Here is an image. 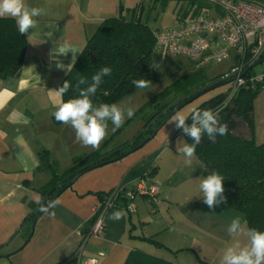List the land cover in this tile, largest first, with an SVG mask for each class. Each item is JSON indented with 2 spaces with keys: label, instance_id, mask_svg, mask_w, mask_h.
<instances>
[{
  "label": "crops",
  "instance_id": "0c3cea01",
  "mask_svg": "<svg viewBox=\"0 0 264 264\" xmlns=\"http://www.w3.org/2000/svg\"><path fill=\"white\" fill-rule=\"evenodd\" d=\"M26 3L43 10L37 18V31L41 35L30 36L32 30L24 34L27 47L19 74L0 79V264H81L80 260L87 258H95L97 264H124L135 248L174 264H220L224 249L233 241L227 232L231 220L237 216L242 222L246 219L223 202L215 208L203 203L199 189L203 166L196 156L190 166L185 163L184 154L177 149L188 141L174 124L168 123L170 118L139 148L79 176L52 201H59L55 207L49 205L38 216L29 236L32 205L37 206L41 200L38 189L51 180V174L39 168V152L45 150L62 173L73 165L74 158L98 150L103 144L98 149L81 151L68 148L79 143L75 132L70 126L55 122L52 113L62 101L55 91L68 72L72 54L53 58L52 49L68 42L81 51L98 24L109 18L112 1L26 0ZM215 14L210 10V16ZM48 33H52L51 38H41ZM57 61L66 67L57 68ZM261 103L264 104V90L254 100L253 121L257 111L260 119L254 122L256 142L264 141ZM183 112L188 114V110ZM25 117L30 121L27 125L21 122ZM128 120L115 130L109 121L111 132L120 135L128 129ZM140 130L136 125L128 136L133 138ZM17 136L26 141L23 149L15 142ZM125 142L126 137L116 139L110 148L108 145L100 148L101 153L114 154L123 149L119 147ZM24 153L34 154L37 159L34 167L30 160L27 162V171L21 162ZM63 154L67 158L62 169ZM141 178L158 186L161 205L157 211L151 213L145 198L139 195L134 198L135 210L129 211L127 200L121 195L105 212L103 235L84 238L81 228L101 202L99 193L131 189ZM116 210H124L126 216L119 221L109 219Z\"/></svg>",
  "mask_w": 264,
  "mask_h": 264
},
{
  "label": "trees",
  "instance_id": "16d2710c",
  "mask_svg": "<svg viewBox=\"0 0 264 264\" xmlns=\"http://www.w3.org/2000/svg\"><path fill=\"white\" fill-rule=\"evenodd\" d=\"M203 7L206 5L190 0L189 18ZM142 15L143 5L139 4L132 9L128 19L119 13L118 16L106 18L98 24L94 33L83 45L75 65L70 67L58 86L59 90L65 81H69L72 85V88L61 97L62 101L79 95L76 84L81 76L91 83V77L103 66H110L112 73L103 78L97 93L92 97L95 104L118 103L124 97L131 95L139 89L133 85V80L144 78L152 83L157 80L152 57L154 54L152 32L157 28L149 27L142 20ZM26 47L27 38L19 33L15 20L10 17L0 18V79L19 74ZM191 63L193 65L192 61ZM192 68V71L175 79L172 84L151 97L139 108L133 117L144 113L147 109L151 113L143 117V126L138 135L133 140L120 145L119 148H123L122 150L110 155L103 154L100 148L106 145L104 142L98 150L74 158L73 165L61 174L58 173L55 162L49 158L47 152L41 150L39 168L47 170L51 174V180L38 189L41 200L37 206L32 205L34 212L30 218L31 223L35 216L42 213L43 208L50 205L59 190L62 192L66 189L63 188L68 182L73 183L74 178L77 179L91 169L124 156L126 152L132 151L142 142L146 143V139L155 135L153 133L159 129L171 111L188 100L190 96L205 89L207 83L217 80L214 84H218L230 79V77L224 78V74L208 80L202 73V67L195 69L192 66ZM87 86L85 84L80 87L86 88ZM213 90H206L204 93L206 96L195 107L211 109L218 113L219 121L227 123L229 131L225 136H217L215 143L210 142L205 136L197 145L196 157L203 166L204 177L213 170L224 177L226 200L223 203L241 212L248 228L264 230V141H255L253 121L254 100L264 90V79L257 83L240 86L232 95H229L228 89L208 95ZM188 93L190 94L187 97L163 112L169 104ZM133 117L128 121L130 122ZM188 123H191L190 119ZM177 131L183 133L182 130ZM183 135L189 144L193 143L188 136L184 133ZM69 175L71 176L61 185L55 187L59 181ZM125 190L121 188L120 191L115 192L114 202L117 197L124 196ZM112 192L99 193L101 202L109 199ZM93 220L92 216L81 228L84 238L88 237ZM140 239L153 243L156 247H163L150 238L141 237ZM124 264L174 263L135 248L129 252Z\"/></svg>",
  "mask_w": 264,
  "mask_h": 264
},
{
  "label": "clouds",
  "instance_id": "9594fccd",
  "mask_svg": "<svg viewBox=\"0 0 264 264\" xmlns=\"http://www.w3.org/2000/svg\"><path fill=\"white\" fill-rule=\"evenodd\" d=\"M42 14L41 8L29 6L26 0H0V18H13L21 35L32 30L30 36H40L41 34L37 31L39 29L37 18ZM45 36L51 38L52 33L43 35L41 38ZM78 52L81 51H77L68 42H61L57 44L55 50L52 49V56L55 58L71 53V63L67 65L69 71L68 66L75 65ZM56 66L59 69L66 67L59 61ZM111 73L110 66H103L91 77V83L81 76L76 84L79 95L55 105V111L52 113L55 120L70 126L75 132L76 141L82 146L98 149L108 134L109 121L115 130L125 123L126 118L130 119L135 115L134 107L121 106L116 103L95 104L93 102L92 97L97 93L103 78L110 76ZM132 83L139 89H147L152 84L150 80L144 78L133 80ZM85 84L88 85L86 88L80 87ZM70 88H72L70 82L65 81L63 86L55 92L62 97ZM189 119L191 123H188ZM21 122L25 125L30 123L26 117ZM168 123L174 124L177 130H182L193 141V143H185L177 149L184 154L185 163L188 166L196 156L197 145L205 136L210 142L215 143L217 136H225L229 131L228 124L219 121L218 113L211 109H199L198 107L190 108L187 115L182 111H177L170 117ZM15 142L22 149L26 144L23 136H17ZM29 160L33 167L36 166L37 159L34 154L24 153L21 156V162L25 164L26 171ZM223 181L224 177L215 170L200 180V195L202 194L203 203L209 208H215L226 200ZM57 203L59 201L52 202L50 207H55ZM125 216L124 210H116L110 214L109 219L119 221ZM227 232L233 241L224 249L220 264H264V230L248 228L247 222H242V218L237 216L231 220ZM239 237L246 239L242 241Z\"/></svg>",
  "mask_w": 264,
  "mask_h": 264
},
{
  "label": "built area",
  "instance_id": "2783aa9c",
  "mask_svg": "<svg viewBox=\"0 0 264 264\" xmlns=\"http://www.w3.org/2000/svg\"><path fill=\"white\" fill-rule=\"evenodd\" d=\"M206 5L178 27L166 30L155 29L153 52L166 54L170 58L185 56L193 67H202L207 60L221 62L231 53L236 55L237 65L223 77L233 79L229 84V95L246 84L264 79V70L256 73L246 66L264 58V0H195ZM210 10L216 14L210 16ZM245 72L244 76L240 75ZM115 189L109 199L97 204L93 210V223L88 237L100 238L105 231L104 215L114 204ZM142 196L151 213L161 205L157 184L145 178L138 180L131 189L124 191L126 208L135 210V196ZM81 264H97L95 258L80 260Z\"/></svg>",
  "mask_w": 264,
  "mask_h": 264
},
{
  "label": "rangeland",
  "instance_id": "374dc122",
  "mask_svg": "<svg viewBox=\"0 0 264 264\" xmlns=\"http://www.w3.org/2000/svg\"><path fill=\"white\" fill-rule=\"evenodd\" d=\"M111 1H112V7H111L112 12L108 14L109 17L118 16L120 13L125 19L126 18L128 19L131 16L132 9L135 6L141 4L143 5L142 20L149 27L157 28L161 30L178 27L184 21V18L189 17V13H190V11L188 10L190 7V0H111ZM152 57H153V65L157 74V80L152 84H150L149 88L138 89L131 95L124 97L118 103V105L121 106L134 107L135 114L147 100H149L151 97L156 95L158 92L163 90L168 85L172 84L175 81V79L192 71L193 69L192 68L193 65L191 61L185 56L170 58L166 54L160 55L154 53ZM236 62H237V58L236 55L233 53H231L228 58H226L221 62H214L209 59L204 64H202V73L204 74L206 79L210 80L215 77H218L219 75L230 73L231 69L234 68V66L236 65ZM262 70H264V62L256 65L253 68V71H255L256 73H260L262 72ZM229 87L230 84H226L211 91L210 93H208V95H213L218 91L227 90L229 89ZM205 96L206 94H203L195 98L191 102L181 107L179 111L183 112L185 110H189L190 108L197 106ZM260 105H264V104L261 103ZM147 111L148 113H146ZM258 112L259 111H257L256 115L254 116V122L255 121L259 122L260 120L257 115ZM150 113L151 112L147 109L145 110L144 113L137 114V116L133 117V120L129 122L128 129L121 131L120 135L119 132L117 134L114 131L111 132L109 126L110 123L108 122V134L102 143L106 142L105 146L108 145V148H110L111 145H113V143L116 141V139H123V137H126L127 141L133 140L138 135V133L133 138H131L132 136H128L129 133H131V130L136 125L139 127V129H141L140 125L143 123V117H145V114L148 116ZM259 138L260 137L257 134V140ZM68 148H72L73 151L74 150L81 151L82 148L92 149L91 147L82 146L80 143H78L77 146L69 145ZM66 158L67 155L63 154L62 160L60 162V168L62 169L64 168V165L66 163L64 162ZM60 171L58 170V173Z\"/></svg>",
  "mask_w": 264,
  "mask_h": 264
},
{
  "label": "water",
  "instance_id": "95a60500",
  "mask_svg": "<svg viewBox=\"0 0 264 264\" xmlns=\"http://www.w3.org/2000/svg\"><path fill=\"white\" fill-rule=\"evenodd\" d=\"M262 62H264V58H261V59L257 60L256 62H254V63H252V64H250V65H247V66H246V67H247L246 70L249 71V70L253 69L256 65H258V64H260V63H262ZM244 74H245V72H243V73L240 75V77L244 76ZM232 80H233V79H228V80L223 81V82L218 83V84H214L217 80H214V81H211V82L207 83V84L205 85V89L200 90V91H198L197 93H195L194 95L190 96L188 100H186V101L183 102L182 104H179V105H178L173 111H171V112L166 116V118L163 120V122L161 123L160 127H161V126H162V125H163V124H164V123H165V122H166V121H167V120H168V119H169V118H170V117H171V116L177 111V110H179L181 107H183V106L186 105L187 103L191 102V101L194 100L195 98H197V97L201 96L202 94H204L206 90L210 91V90H213V89L219 88V87H221V86H224V85H226V84H229ZM189 94H190V93H189ZM189 94L184 95V96L178 98L177 100H175L174 102H172L171 104H169V105L164 109L163 112H165L166 110H168V109L171 108L172 106L176 105L179 101H181L182 99H184L185 97H187ZM163 112H162V113H163ZM160 127H159V128H160ZM157 130H158V129H157ZM157 130H156L153 134H155V133L157 132ZM151 138H152V136H149L146 140L148 141V140H150ZM144 143H145V142H142L141 145L134 147L133 150L139 148V147L142 146ZM133 150H132V151H133ZM130 152H131V151L126 152L125 155L128 154V153H130ZM109 155H110V154H109ZM119 158H121V157H119ZM71 175H72V174H71ZM71 175H69V176L65 177L64 179H62L61 181H59V182L55 185V187H58L59 185H61V184H62V183L68 178V177H70ZM73 180H76V178H74ZM71 185H72V182H68V183L64 186L63 189L68 188V187H70ZM60 192H61V190H59L57 194H59ZM57 194L54 196V198L57 197ZM44 209H46V208H43L41 212H44V211H45ZM37 219H38V216H35V217L33 218V220H32V223H31V231H30L29 236L31 235V233H32V231H33V228H34V225H35ZM29 236H28V238H29ZM28 238H27V239H28Z\"/></svg>",
  "mask_w": 264,
  "mask_h": 264
}]
</instances>
